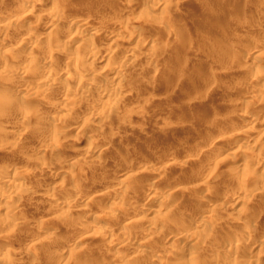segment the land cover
Masks as SVG:
<instances>
[{"label": "clouds", "instance_id": "clouds-1", "mask_svg": "<svg viewBox=\"0 0 264 264\" xmlns=\"http://www.w3.org/2000/svg\"><path fill=\"white\" fill-rule=\"evenodd\" d=\"M0 264H264V0H0Z\"/></svg>", "mask_w": 264, "mask_h": 264}]
</instances>
